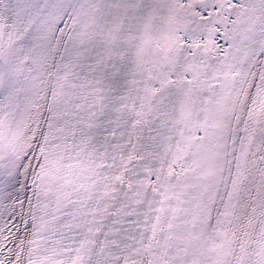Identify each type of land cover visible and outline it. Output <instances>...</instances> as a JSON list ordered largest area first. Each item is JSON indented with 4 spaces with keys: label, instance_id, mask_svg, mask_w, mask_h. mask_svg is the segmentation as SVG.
<instances>
[{
    "label": "snow or ice",
    "instance_id": "1",
    "mask_svg": "<svg viewBox=\"0 0 264 264\" xmlns=\"http://www.w3.org/2000/svg\"><path fill=\"white\" fill-rule=\"evenodd\" d=\"M0 264H264V0H0Z\"/></svg>",
    "mask_w": 264,
    "mask_h": 264
}]
</instances>
